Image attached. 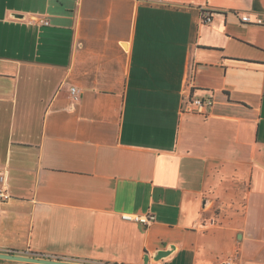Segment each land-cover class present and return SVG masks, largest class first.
<instances>
[{
	"label": "crops",
	"instance_id": "obj_1",
	"mask_svg": "<svg viewBox=\"0 0 264 264\" xmlns=\"http://www.w3.org/2000/svg\"><path fill=\"white\" fill-rule=\"evenodd\" d=\"M0 170V254L264 264V0H0Z\"/></svg>",
	"mask_w": 264,
	"mask_h": 264
},
{
	"label": "built area",
	"instance_id": "obj_2",
	"mask_svg": "<svg viewBox=\"0 0 264 264\" xmlns=\"http://www.w3.org/2000/svg\"><path fill=\"white\" fill-rule=\"evenodd\" d=\"M211 20H212V14L208 11H203L201 15V22L206 24L211 22ZM240 20L242 22H251L250 19L246 16H242ZM32 21L37 22L43 26L48 25V21L43 19L42 17H36ZM256 23H260V21H257ZM70 95L73 101H77L79 99V92L75 87L70 88ZM211 105H212L211 99H198V98L189 99L182 105V110L188 113L196 112L202 116H205L206 111L211 107ZM5 181L6 179L4 172L0 170V203H3L10 198V194L7 191ZM122 219L127 221H134L147 226L154 221V215L150 213H147L145 215H136V216L122 215ZM221 264H238V262L234 258H228L225 259Z\"/></svg>",
	"mask_w": 264,
	"mask_h": 264
},
{
	"label": "water",
	"instance_id": "obj_3",
	"mask_svg": "<svg viewBox=\"0 0 264 264\" xmlns=\"http://www.w3.org/2000/svg\"><path fill=\"white\" fill-rule=\"evenodd\" d=\"M169 253L170 251H159L154 255L153 260L158 261L168 256ZM0 258L7 259V260L21 261V262H26V263H32V264H78L74 262H66V261L57 260V259H45V258L18 256V255H10V254H0ZM144 262L147 263V258L144 260Z\"/></svg>",
	"mask_w": 264,
	"mask_h": 264
}]
</instances>
